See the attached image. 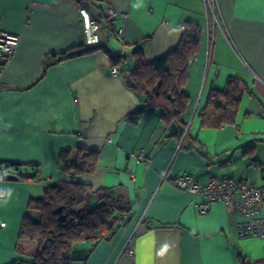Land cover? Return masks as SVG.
Masks as SVG:
<instances>
[{
	"label": "crops",
	"instance_id": "crops-1",
	"mask_svg": "<svg viewBox=\"0 0 264 264\" xmlns=\"http://www.w3.org/2000/svg\"><path fill=\"white\" fill-rule=\"evenodd\" d=\"M206 8V0H0V33L19 38L5 66L0 58V162L36 165L23 172L39 175L0 180V264L24 259L16 244L28 202L61 181L115 189L130 207L111 240L78 244L71 264H264V239L241 238L238 214L220 202L201 213L196 204L206 200L175 185L183 174L200 186L226 175L264 189V0H217L210 15ZM82 10L99 19L97 45L106 51L50 65L51 55L88 47ZM186 22L202 31L181 121L207 158L182 149L157 111L137 124L127 118L146 104L121 76L134 67L132 51L157 59L178 45ZM113 53L123 57L116 76ZM229 78L247 86L236 123L202 128L210 90ZM76 148L98 153L94 173L70 177L59 167L60 153Z\"/></svg>",
	"mask_w": 264,
	"mask_h": 264
},
{
	"label": "trees",
	"instance_id": "trees-1",
	"mask_svg": "<svg viewBox=\"0 0 264 264\" xmlns=\"http://www.w3.org/2000/svg\"><path fill=\"white\" fill-rule=\"evenodd\" d=\"M80 1L94 5L99 0ZM93 20L99 25V19ZM201 31L197 23L186 22L178 45L151 62H146L141 49L135 47L131 53L134 67L121 71V76L126 86L146 101L145 106L128 114L130 123L137 124L147 110L157 111L167 127H175L170 136L182 139V149L199 151L207 158L202 146L185 134L181 121L189 102L184 87L190 63L200 49ZM98 50L105 48L94 45L51 55L50 65ZM122 59L111 55L112 67L120 65ZM246 92V84L237 78H229L223 90L211 89L199 113L202 128L218 130L234 125ZM253 147L254 143L248 149ZM98 156L95 151L76 148L61 152L58 165L70 177L92 174L97 168ZM28 167L38 168L32 164L0 162V180H10L8 176L13 175L17 178L15 181H38V170L33 175L23 172ZM129 213L125 198L115 189L93 190L90 185L74 181L51 184L42 196L29 200L16 244V253L24 259H16L11 264H71L70 253L75 246L111 240L123 225L119 219Z\"/></svg>",
	"mask_w": 264,
	"mask_h": 264
},
{
	"label": "built area",
	"instance_id": "built-area-1",
	"mask_svg": "<svg viewBox=\"0 0 264 264\" xmlns=\"http://www.w3.org/2000/svg\"><path fill=\"white\" fill-rule=\"evenodd\" d=\"M208 2L211 10L214 11L217 0H208ZM81 17L86 45H97L99 43L98 23L92 20L85 10L81 11ZM18 44L19 38L17 36L5 32L0 33V58L3 60V66L14 56ZM116 55V53L112 54L114 57ZM112 74L114 76L118 75V69L112 68ZM138 158L140 161H144L142 153ZM175 185L179 191L192 196L198 195L206 200L203 204H196L201 213L208 212L212 203L220 202L225 204L230 211L238 214L242 218V221L238 224V235L241 238L264 239V221L261 217L264 204V189L262 187L248 182H238L226 175L212 178L207 184L200 186L188 174L178 176ZM122 218L119 219V222ZM5 226L6 223L0 221V230ZM129 254H134V251L129 250Z\"/></svg>",
	"mask_w": 264,
	"mask_h": 264
},
{
	"label": "rangeland",
	"instance_id": "rangeland-1",
	"mask_svg": "<svg viewBox=\"0 0 264 264\" xmlns=\"http://www.w3.org/2000/svg\"><path fill=\"white\" fill-rule=\"evenodd\" d=\"M206 10L208 11V14L210 15V13H211V8H210V6H209V2H208V0H207V8H206ZM99 35L102 36L103 33L101 32Z\"/></svg>",
	"mask_w": 264,
	"mask_h": 264
},
{
	"label": "water",
	"instance_id": "water-1",
	"mask_svg": "<svg viewBox=\"0 0 264 264\" xmlns=\"http://www.w3.org/2000/svg\"><path fill=\"white\" fill-rule=\"evenodd\" d=\"M8 179L15 181L17 178H16V176L10 175V176H8Z\"/></svg>",
	"mask_w": 264,
	"mask_h": 264
}]
</instances>
